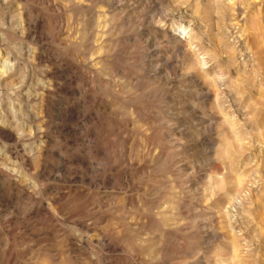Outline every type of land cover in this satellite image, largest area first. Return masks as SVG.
I'll return each mask as SVG.
<instances>
[{
	"label": "rangeland",
	"instance_id": "1",
	"mask_svg": "<svg viewBox=\"0 0 264 264\" xmlns=\"http://www.w3.org/2000/svg\"><path fill=\"white\" fill-rule=\"evenodd\" d=\"M258 28L264 0H0V264H264Z\"/></svg>",
	"mask_w": 264,
	"mask_h": 264
},
{
	"label": "bare ground",
	"instance_id": "2",
	"mask_svg": "<svg viewBox=\"0 0 264 264\" xmlns=\"http://www.w3.org/2000/svg\"><path fill=\"white\" fill-rule=\"evenodd\" d=\"M257 32L258 33H253V34H255V38L253 40V46H254L253 48H255V50H256L255 54H257V56L260 59V61H262V46L264 45V31L262 32L259 29V30H257Z\"/></svg>",
	"mask_w": 264,
	"mask_h": 264
}]
</instances>
